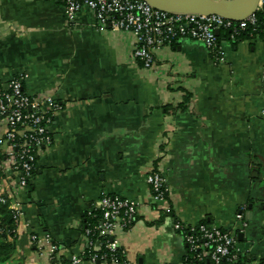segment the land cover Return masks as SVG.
<instances>
[{"label": "crops", "instance_id": "obj_1", "mask_svg": "<svg viewBox=\"0 0 264 264\" xmlns=\"http://www.w3.org/2000/svg\"><path fill=\"white\" fill-rule=\"evenodd\" d=\"M219 42L222 62L182 37L148 69L132 57L134 35L98 28L91 12L70 21L57 0H0V85L23 72L25 93L62 104L18 194L15 259L52 264L33 233H48L58 256L82 252L86 212L105 190L138 204L114 235L131 262L184 264L178 219L230 231L250 264H264V35ZM152 167L167 180L170 215L151 199Z\"/></svg>", "mask_w": 264, "mask_h": 264}, {"label": "built area", "instance_id": "obj_2", "mask_svg": "<svg viewBox=\"0 0 264 264\" xmlns=\"http://www.w3.org/2000/svg\"><path fill=\"white\" fill-rule=\"evenodd\" d=\"M57 1L62 4L70 21L79 12L88 11L93 14L98 28L132 33L135 37L132 57L148 69L155 66L156 54L162 47L182 37L202 42L213 62H222L224 54L216 31H229V38L235 39L249 26H255L256 12L264 18L262 0L256 11L242 21L214 14L170 13L152 8L143 0ZM27 77L26 73H18L6 85H0V199L8 201L16 227L23 216L18 194L26 189L33 177L38 155L51 146L50 126L56 112L62 109V104L48 93H25L22 84ZM145 181L156 208L170 215V191L165 176L152 167L146 173ZM137 205L134 200L102 190L97 203L86 212L91 219L83 226L86 246L82 252L70 256L69 264L81 263L87 251L90 264H97L99 260L107 264H138L129 261L123 249L120 251L122 260H118V246L114 239L117 230H126L132 225L138 215ZM173 228L183 232L189 251L199 252L195 254L198 259L207 258L211 264H250L235 235L220 226L206 223L184 225L175 219ZM97 237H105L106 240L102 243ZM30 241L38 250L47 247L51 260L59 257L58 247L48 233L30 234ZM101 247H104V252L98 253Z\"/></svg>", "mask_w": 264, "mask_h": 264}, {"label": "trees", "instance_id": "obj_3", "mask_svg": "<svg viewBox=\"0 0 264 264\" xmlns=\"http://www.w3.org/2000/svg\"><path fill=\"white\" fill-rule=\"evenodd\" d=\"M257 22L255 26H249L243 33H241L237 38L242 37L243 35H247L253 32H256L260 35H264V18L260 12H256ZM255 27V30L253 28ZM229 31L220 30L218 34V40L220 41L222 36L228 37ZM187 101V98L184 100ZM178 106L185 108V105L179 104ZM168 111H173L172 107H166ZM2 156L0 155V159ZM2 179V171L0 168V183ZM9 203L7 200L2 201L0 199V264H10L8 263L11 260V264H21V259H15L13 254L15 252V239H16V224L12 218V212L9 209ZM86 215L83 222V226H85L87 221H90ZM94 220V219H93ZM96 221V220H94ZM93 222V221H92ZM183 234V232H181ZM98 241L104 243L106 240L105 237H97ZM88 248H86V251ZM122 250L121 247H116V255L119 257V261L122 260L120 251ZM98 253L104 252V247H101ZM88 251L86 252V256L84 257L85 260H88ZM199 253L198 251L192 252L189 251L183 261L184 264H211L205 258L198 259L196 258L195 254ZM208 261V262H207ZM57 262L61 264H69V259L63 256H59L58 258L52 259V264H56ZM101 260L97 261V264H100Z\"/></svg>", "mask_w": 264, "mask_h": 264}, {"label": "water", "instance_id": "obj_4", "mask_svg": "<svg viewBox=\"0 0 264 264\" xmlns=\"http://www.w3.org/2000/svg\"><path fill=\"white\" fill-rule=\"evenodd\" d=\"M152 8L170 13L219 15L242 21L257 9L260 0H143ZM218 34V31H216ZM239 234V238H240Z\"/></svg>", "mask_w": 264, "mask_h": 264}, {"label": "rangeland", "instance_id": "obj_5", "mask_svg": "<svg viewBox=\"0 0 264 264\" xmlns=\"http://www.w3.org/2000/svg\"><path fill=\"white\" fill-rule=\"evenodd\" d=\"M8 263H10V264H11V260H9V261H8Z\"/></svg>", "mask_w": 264, "mask_h": 264}]
</instances>
